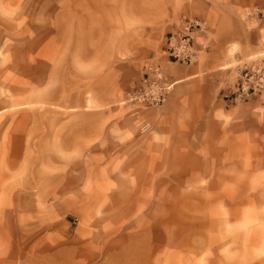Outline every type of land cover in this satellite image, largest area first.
<instances>
[{
  "label": "rangeland",
  "instance_id": "1",
  "mask_svg": "<svg viewBox=\"0 0 264 264\" xmlns=\"http://www.w3.org/2000/svg\"><path fill=\"white\" fill-rule=\"evenodd\" d=\"M184 3L0 0V264H264V132L186 65L166 64V107L129 104L169 29L199 17ZM199 18L209 47L264 33ZM228 50L198 76L264 58Z\"/></svg>",
  "mask_w": 264,
  "mask_h": 264
},
{
  "label": "crops",
  "instance_id": "2",
  "mask_svg": "<svg viewBox=\"0 0 264 264\" xmlns=\"http://www.w3.org/2000/svg\"><path fill=\"white\" fill-rule=\"evenodd\" d=\"M183 7L184 9L180 15L199 16L211 23L238 22L242 21V17H245L248 22H259L264 25V0H186ZM255 7L258 8V11H251L250 14L240 15L237 12L238 9L253 10ZM262 29L263 27L253 30V37L249 41H244L243 38L237 39L231 35L220 37L215 33L208 51L201 53L196 64L188 66L187 69L183 70V74H186L188 77H192V79L197 78V80L193 81V85L200 86L203 81L205 84L210 85L215 81L214 96L217 98L219 106L232 114L234 118L233 124L240 128L241 133L252 134L251 129L253 127L258 128L262 133L264 132V112L258 110L264 107L260 105L262 103L259 100L238 104L229 103V99L222 92L234 84L237 75L235 73H231L226 78L214 74L205 77L198 75L202 69H215L222 63L231 62L232 57L229 54L228 47L233 42L237 41L241 47L240 54L235 59H247L256 55L260 50L264 49V44L262 43L264 33ZM172 30L173 28L171 27L168 32ZM208 34L209 32L199 34L198 41L200 38L203 41H208ZM163 106L166 107L167 105ZM242 128H244V131Z\"/></svg>",
  "mask_w": 264,
  "mask_h": 264
},
{
  "label": "built area",
  "instance_id": "3",
  "mask_svg": "<svg viewBox=\"0 0 264 264\" xmlns=\"http://www.w3.org/2000/svg\"><path fill=\"white\" fill-rule=\"evenodd\" d=\"M205 30L206 21L194 17L185 18L180 26L166 34L161 53L148 59L142 78L130 94L129 104L134 110L161 107L166 103L174 86L166 73V64H196L201 53L210 48L197 39ZM224 95L230 104L259 100L264 105V58L241 64L235 84ZM148 127L149 124L144 125V129Z\"/></svg>",
  "mask_w": 264,
  "mask_h": 264
}]
</instances>
